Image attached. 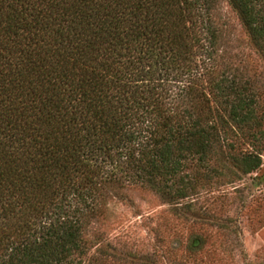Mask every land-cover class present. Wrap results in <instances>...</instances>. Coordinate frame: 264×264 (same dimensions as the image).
Returning <instances> with one entry per match:
<instances>
[{"label": "trees", "instance_id": "obj_1", "mask_svg": "<svg viewBox=\"0 0 264 264\" xmlns=\"http://www.w3.org/2000/svg\"><path fill=\"white\" fill-rule=\"evenodd\" d=\"M216 1L0 0V264H97L125 190L190 207L220 162L260 168L264 99L218 55ZM226 2L264 61V0Z\"/></svg>", "mask_w": 264, "mask_h": 264}, {"label": "rangeland", "instance_id": "obj_2", "mask_svg": "<svg viewBox=\"0 0 264 264\" xmlns=\"http://www.w3.org/2000/svg\"><path fill=\"white\" fill-rule=\"evenodd\" d=\"M213 21L218 55L264 99V61L226 0L216 1ZM261 161L248 175L220 162L212 181L200 179L190 207L174 208L151 191L125 190L92 227L91 252L102 249L97 264H264V146Z\"/></svg>", "mask_w": 264, "mask_h": 264}]
</instances>
